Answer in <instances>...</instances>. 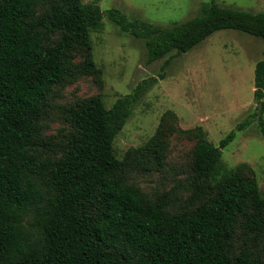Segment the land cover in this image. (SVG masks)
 Instances as JSON below:
<instances>
[{
    "label": "trees",
    "instance_id": "1",
    "mask_svg": "<svg viewBox=\"0 0 264 264\" xmlns=\"http://www.w3.org/2000/svg\"><path fill=\"white\" fill-rule=\"evenodd\" d=\"M105 17L143 41L149 62L186 53L222 29L264 40V12L215 0L171 26L84 0H0V264H264L250 246L264 232V198L245 174L249 165L209 182L222 173V149L237 131L256 117L264 136V59L255 67L259 111L218 145L203 136L197 142L192 201L206 198L193 208L173 212L167 193L153 199L128 181L138 168L164 166L166 140L156 135L123 159L115 152L116 137L156 77L111 107L101 94L60 106L71 135L55 144L42 136L58 84L86 74L101 78L91 31ZM79 52L85 57L75 60ZM239 229L248 240L237 249Z\"/></svg>",
    "mask_w": 264,
    "mask_h": 264
},
{
    "label": "rangeland",
    "instance_id": "2",
    "mask_svg": "<svg viewBox=\"0 0 264 264\" xmlns=\"http://www.w3.org/2000/svg\"><path fill=\"white\" fill-rule=\"evenodd\" d=\"M84 2L97 3L103 11L118 8L129 16L171 26L202 14L211 0ZM215 2L245 11L264 12V0ZM91 40L95 62L102 70L101 78L86 74L58 84L45 114L42 136L55 144L71 135L72 128L61 118L60 106L101 94L106 106L111 107L140 82L156 77L158 81L135 105L116 137L115 152L123 159L128 150L146 146L156 135L166 140L168 151L164 166L151 171L138 168L128 173V181L153 199L167 193L169 209L173 212L197 206L206 198L192 201L195 184L191 163L197 142L203 136L218 145L239 123L259 111L254 96L255 67L257 61L264 59V40L235 29H222L186 53L172 52L149 62L143 41L123 32L107 17L91 31ZM84 57L85 54L79 52L75 60ZM262 116L264 118V112ZM241 163L249 165L245 174L257 180L264 198V136L256 117L246 129L237 131L235 139L222 149L223 171L209 182L219 180ZM246 240L243 230L239 229L237 249L242 248ZM250 242V246L264 256V232L259 235L258 244Z\"/></svg>",
    "mask_w": 264,
    "mask_h": 264
}]
</instances>
